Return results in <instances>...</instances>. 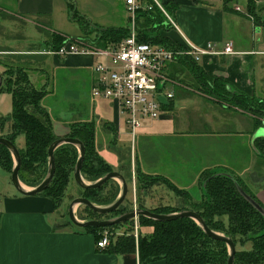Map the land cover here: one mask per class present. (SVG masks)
Here are the masks:
<instances>
[{"label": "crops", "instance_id": "crops-1", "mask_svg": "<svg viewBox=\"0 0 264 264\" xmlns=\"http://www.w3.org/2000/svg\"><path fill=\"white\" fill-rule=\"evenodd\" d=\"M201 1L204 4H195L192 0H163V2L176 5V7L173 14L169 12L173 25L170 24V29L163 31L162 34L178 43L188 41L200 46L213 42L217 47H220L225 42L230 41L233 45L232 54L204 55L198 64L209 77L222 79L234 90L264 100V26L255 25L252 18L245 13L247 0L240 1L242 6L232 4L231 2L235 1L233 0L227 4L232 9L226 10L223 9L222 0ZM256 4L260 5V15L263 18L264 0H256ZM0 9L6 13H0L3 24L8 16L19 19L23 28H27L29 24L36 26V21H34L36 17L50 18L56 10L64 11L65 15L68 16L65 0H0ZM25 31L22 34L24 42L16 40L14 42L13 40L12 42L7 41L6 44L1 42L0 65L3 66V69L6 66V60L2 62V59L5 56L9 58L11 55H13L17 65L26 70L27 73L30 71L40 73L43 70L42 65L51 64L50 67L62 68L63 78L68 79L73 73L75 74L73 80L81 81L79 90H67L74 92L73 101H81L80 94L83 93L86 86L90 93L94 80L92 66L96 60L93 55L73 53L61 57L53 53L50 48L48 42L51 38L37 37ZM59 31L55 29L52 30V33L62 34ZM37 40L44 42L43 48H41L42 43L38 47L34 46L37 44ZM31 43H34L33 46ZM87 44L90 45V43ZM185 64L184 61L174 60L166 68L168 75L175 80L173 87L171 86L173 93L175 86H185L176 79L177 74H182L184 71L189 72ZM9 65L11 66L10 63H7V66ZM196 91L202 97L212 100L203 92ZM45 96L42 98L41 104L48 112L43 104ZM175 97L176 93L168 104L163 106L164 110L157 118L142 121L138 135H136L138 136L135 141L137 146L134 152L130 153V175H133L135 167L145 173L162 174L169 179L172 174L175 175L174 177H178L183 173L190 179L184 189L194 200H198L200 194L195 191L197 196H194L193 190L197 185L200 188V173L204 169H210L208 162H205L203 158L210 157L215 153L212 142L204 141L203 138L213 135L208 133L195 134L199 137L189 140L188 138H195V136H191L190 130L186 128L189 124L188 119L199 118L185 115L184 109L194 105L187 102L177 105ZM96 98L99 102L97 106L93 107L96 110L95 115L101 119H107L104 120V123L111 124L115 132L113 139H111L112 134L104 127L103 131L111 134L105 139L106 146L114 148L118 154L121 153L120 151L124 153L122 148L125 140H122V137L126 133L124 127L127 125L125 121L120 119L118 106L110 99ZM222 103L218 102L219 106L225 109V111L219 110L225 112L221 115L216 111L218 106L214 108L209 106L207 110L204 109L203 105L196 107L203 109L205 116L214 119V123L235 124L237 129L234 130V133L238 134L242 132L243 128H249L248 141L254 150L251 144L252 139L263 136L264 128L259 127L254 130L253 125L249 126L248 123H244V119H249V121L254 119L253 114L246 113L236 106ZM57 118L59 121L52 122L54 132L57 138L64 137L68 130V124L73 121L67 122L63 118ZM2 128L0 136L9 131V125ZM232 135H234L231 136L232 138L237 136ZM21 136L18 135L15 140H21ZM94 138L97 146L96 137L94 136ZM231 141L233 139L228 140V142ZM221 153L223 155L230 154L227 147L221 150ZM125 155L127 156V153H124L123 156ZM188 157H192L191 160H195V158L198 160H195L194 164L188 165L186 161V159H190ZM119 163V157L116 155L111 166L113 170L120 172L125 178L126 193L130 188L131 202H133V196H135V201L138 195L139 200L147 209L159 205L152 201L156 185L147 190H135L134 179L130 178L128 181V177L124 174L127 169L117 170ZM176 166L180 168L175 169ZM21 184L27 189L31 188L22 182ZM57 211L58 209H53L50 199L36 194H21L6 183L3 185L0 181V264H139L136 252H106L104 247L96 245L99 239L96 241L94 233L85 232L73 224L63 226L66 220L58 217L55 214ZM147 229L149 232L150 227ZM147 264H164V261L159 259Z\"/></svg>", "mask_w": 264, "mask_h": 264}, {"label": "trees", "instance_id": "trees-1", "mask_svg": "<svg viewBox=\"0 0 264 264\" xmlns=\"http://www.w3.org/2000/svg\"><path fill=\"white\" fill-rule=\"evenodd\" d=\"M195 4H204L201 0H192ZM233 0H222L223 9H232L227 6ZM68 10V18L77 21L81 25L88 24L90 19L79 13L73 0H65ZM164 7L171 13L176 5L163 2ZM256 0H247L245 13L249 15L257 26H264V17L259 14ZM137 38L143 42L159 44L168 48H179L178 43L162 34L170 29L160 10L152 6L150 9L141 8L135 15ZM129 33V27L125 25L95 26L92 38H80L52 33L48 42L52 50H56L65 41H84L96 47H107L116 44ZM176 60L185 62L189 73L196 83V89L210 96L215 102L236 106L246 113L253 114V129L264 128V100L254 96H248L234 90L226 81L209 77L198 62L187 56H180ZM2 84L0 89H6L11 95V113L7 119L10 121L9 131L1 135L15 144L18 135L24 137V146L18 149L20 165L17 175L19 180L27 186L34 187L44 178L47 165V149L50 143L57 138L54 132L52 119L49 113L42 107V98L46 95L43 87H37L31 83L26 70L23 68H10L5 66L2 70ZM257 118V119H256ZM6 118L0 117V128ZM114 137L115 132L109 123H104ZM64 134L68 137L79 139L84 147V157L81 165L82 177L93 182L112 171V166L106 162L97 152L93 121H74L67 126ZM113 139V138H112ZM252 147L259 160L264 164V135L252 139ZM124 154V153H122ZM118 154L120 163L117 170L126 168L129 171L128 181L134 179L135 190H147L152 186L163 184L172 189L182 198L179 204H159L148 209L154 213L167 214L183 209H191L197 212L205 224L212 230L229 237L234 245V264H264V214L256 209L240 193L241 190L250 196L264 210V204L256 197L255 193L245 185L242 178L235 177L230 172L212 171L204 169L200 173V199L194 200L188 191L178 187L172 180L162 174H151L134 168L130 175L129 159L126 164L124 156ZM78 149L70 143H63L53 151L54 173L48 185L36 195L50 199L54 210L61 205L72 172L78 158ZM0 167L11 173L13 158L10 151L0 144ZM126 175V174H125ZM120 191L115 179H108L95 188H80L77 196L85 197L97 205H107L113 202ZM136 206L146 208L135 198ZM131 202V201H130ZM87 216L82 219H98L100 215L82 205ZM133 205L123 201L118 207L107 214L113 217L130 209ZM226 217V221L223 220ZM81 219V220H82ZM127 224L128 229L109 237L104 251L109 253L136 252L139 264L162 259L164 264H226L228 249L226 244L207 236L201 227L191 218L180 217L169 221H157L145 216H138L140 227H150L148 233L139 231L135 240L131 220L107 227L85 226L78 227L85 232L94 233L96 241L101 237V231L106 228H116L120 224ZM72 224L69 220L63 223ZM62 225V224H61ZM236 243L240 248L236 247ZM248 243L249 248L244 244Z\"/></svg>", "mask_w": 264, "mask_h": 264}, {"label": "rangeland", "instance_id": "rangeland-1", "mask_svg": "<svg viewBox=\"0 0 264 264\" xmlns=\"http://www.w3.org/2000/svg\"><path fill=\"white\" fill-rule=\"evenodd\" d=\"M240 1L241 0H235L231 3L242 6V2ZM73 2H75V7L77 11L90 19V22L88 24L81 25L77 21H72L68 18L67 15H65L64 11L58 10H56L53 16L50 18L40 16L36 17L34 21H36L37 25L33 26L29 24L27 28H23V26L21 27L19 19L9 18L8 16L6 17V22L3 24L0 16V46L1 42H3V44H6L7 41L12 42V40L13 42L14 40L24 42L22 34L25 30L28 33L34 34L37 37L51 38L52 30L58 29L60 30L59 32H62V34H65L67 36L88 39L94 36L93 34L95 33V26L100 25L111 26L127 24L130 31V23L128 22L130 21V13L126 9L125 0H73ZM257 7L260 9V5L257 4ZM260 12L261 11L259 10V14ZM0 13L6 14L1 9ZM133 28L136 30L135 21ZM36 42L37 44L31 43V45L33 46L34 44V46L38 47V45L42 43L41 48H43L44 42L39 40H37ZM5 60L6 65L7 63L11 64V66L9 65L10 68H20V66L17 65L16 60L13 58V55H11L9 58L5 56L2 59V62H5ZM50 66L51 64L42 65L43 70L40 73L36 71H30V73L28 74L29 80L33 85L37 87H43L48 93L44 98L43 104L45 108L48 109L52 122H55L56 120L59 121L57 117L63 118L67 120V122L85 120L93 121L94 134L97 142V152L106 162L111 165L112 161L116 159V155L118 156V153L115 151L114 148H109L106 146L107 142H105V139L108 136H111V132L108 133L107 131H103L104 120L107 119H101L98 115H95L96 110L93 107L97 106V103L99 102L98 98L93 97L91 91L89 93L86 86L83 93L80 94L81 101H73V99L75 98L74 92L67 90H79L81 81L73 80L75 76V74L73 73L70 74L72 77L70 76L68 77V79L63 78L61 73V67ZM2 69L3 66L0 65V77L2 76ZM177 76L178 77L175 78L179 81L181 85L185 86L180 87V85H178L177 87L175 86L176 88L174 87V94L176 93V104L181 105L184 104V102H187L190 105L193 104L194 106H189L184 109L185 115L187 114L188 116H195L199 118L188 119L189 124L186 128L187 130H190L189 134H191V136H195V134L199 135L205 133L213 135L208 137L204 136L206 138L203 139H205L204 141L212 142V148L215 150V153H213V155H211L210 157L203 158V160L205 162H208V166L211 170L228 173L230 172L235 177L242 178L245 182V185H247L252 190V192L255 193L256 197L264 204V164L260 162L259 157L256 155L255 151L252 150L251 145L249 144V128H243L242 132H239L237 134L234 133V130L237 129V127L234 126L235 124L223 125L221 123H214V119L207 118L205 116V111L201 108L198 109L196 106L203 105L204 109L206 108V110L209 106L211 108L218 106L219 108H216V111L217 113H219V115H221V113H225L219 110L221 109L225 111V109H222L217 102H214L207 97H202L196 91L197 85L196 83H194L189 72L184 71L182 72V74H177ZM10 113L11 95L6 89L2 88L0 89V117L6 118V121L2 126L3 128H6L10 124V121L7 119ZM120 115L121 121L124 122L125 116L122 114ZM244 123H248V125L250 126L253 124V121L251 119L250 121L249 119H244ZM138 130L136 135H138ZM124 131L126 133L123 135L122 140H125V143L122 149H124V153H127V156H124V161H122V163L126 164L128 159L130 162V153H133L137 146L135 141L138 136H136L134 140L131 141V135L129 134L127 126L124 127ZM232 134H235L237 136L232 138L234 136ZM198 137L199 136H195V138L188 139L192 140L197 139ZM112 138L113 136H111V139ZM229 139H233V141L228 142ZM15 146L20 148L24 146L23 136H21V140H15ZM226 147L227 151L230 153H228L229 155H223L221 153V150L225 149ZM199 148L200 146L198 147V149ZM120 152L122 153V151ZM188 158H190L186 159L188 165H192L194 164L195 160H198V158H195V160H191L192 157ZM177 168L180 167L176 166L175 169ZM124 174H126L125 176L128 177V170L126 171V173L124 172ZM171 176L172 177H170V179L180 188H186L187 184L190 182V179H188L189 176L183 175V173H181L178 177H174L175 175L173 174ZM0 181L3 185L6 183L7 185L11 186L14 190H16V188L11 182L10 173L6 172L1 168ZM115 181L119 184V181L117 179ZM79 189L80 186H78L73 179H70L66 189L65 197L61 205L59 206L58 211L55 213L58 217L63 218L66 221L69 219L67 214L68 204L71 199L77 197ZM154 189L155 192L153 193L152 197V201L155 202L154 204H179L182 202V198L180 196H178L172 189L168 188L163 184L156 185ZM195 191H197V193L201 196V189L198 187V185L195 186L193 190V195L197 196V193H195ZM134 197L135 196H133L132 198L133 202H130L131 192L130 188H128V192L126 193L123 202L128 205H134ZM74 215L77 219L80 220L83 217L87 216L82 205H77L74 208ZM95 217L98 219H105L104 217H107V214H100L96 215ZM223 220L226 221L225 216H223ZM131 223L133 224V219L131 220ZM147 228L148 227H140L138 223L137 235L139 231L148 233L149 229ZM127 229L128 225L124 223L118 225L116 228H106L101 231V234L105 233L107 235V239L109 240L110 236L124 232ZM133 231L134 229L132 230V232ZM236 247L240 248V245L236 243ZM244 247L249 248V244H244Z\"/></svg>", "mask_w": 264, "mask_h": 264}, {"label": "built area", "instance_id": "built-area-1", "mask_svg": "<svg viewBox=\"0 0 264 264\" xmlns=\"http://www.w3.org/2000/svg\"><path fill=\"white\" fill-rule=\"evenodd\" d=\"M125 6L130 13V31L116 44L96 47L84 41H65L53 53L60 56L90 54L96 57L92 66L94 80L91 94L116 103L119 113L125 116L133 141L142 121L157 118L163 112V106L174 96L171 86L175 80L166 71L170 62L180 56H187L198 62L204 55L232 54L233 45L230 41L220 47L213 42L200 46L185 41L181 47L173 49L140 41L133 28L138 9L155 6L171 25L172 17L164 7L163 0H125ZM236 9L239 10L237 7ZM133 229L136 240L137 217L133 218ZM107 243V235L104 233L96 245L104 247Z\"/></svg>", "mask_w": 264, "mask_h": 264}, {"label": "water", "instance_id": "water-1", "mask_svg": "<svg viewBox=\"0 0 264 264\" xmlns=\"http://www.w3.org/2000/svg\"><path fill=\"white\" fill-rule=\"evenodd\" d=\"M1 83H2V79L0 77V85ZM63 143L73 144L78 149L79 155H78V158L73 168L72 177H73L74 182L78 186H80V188H95V187L100 186L102 183H104L108 179H117L120 183V191L116 199L107 205L94 204L89 199L85 197H81V196H77L71 199V201L68 204L67 214L69 218L68 220L73 225L78 226V227H85V226L107 227V226H112L115 224L123 223L128 220H132L133 218L138 217V216H145L153 220H157V221H169V220H173V219L180 218V217H188V218L193 219L201 227V229L207 236L213 239L221 240L226 244L227 249H228V257H227L226 264H234L233 254L235 251V245L233 241L229 237L210 229L205 224L201 216L197 212L191 209H183L177 212L160 214V213H154L147 208H140V207L132 206L130 209H128L127 211L123 213H120L116 216L105 218V219H85V220L77 219L76 216L74 215V207L76 205H84L88 207L89 209H91L92 211L102 214V215L109 214L110 212L115 210L125 198L126 191H127V185H126V181L123 175L120 172L115 171V170L105 173L103 176H101L100 178H98L97 180L93 182L85 181L81 175V165H82V161L84 157V147H83L82 142L79 139L74 138V137H68V136L58 137L50 143L47 149L48 165H47L46 174L39 184L27 189L21 184L18 178V175H17L18 167L20 165V158H19L17 147L12 141L6 139L5 137L0 136V144L4 145L9 150L13 157V167L10 173V178H11L12 184L14 185V187L19 193L25 194V195H35L41 190H43L48 185L54 173L53 151L57 146ZM237 187L240 193H242V195L256 209H258L261 213L264 214V210L262 209V207L258 205V203H256L250 196L244 193L238 185Z\"/></svg>", "mask_w": 264, "mask_h": 264}, {"label": "flooded vegetation", "instance_id": "flooded-vegetation-1", "mask_svg": "<svg viewBox=\"0 0 264 264\" xmlns=\"http://www.w3.org/2000/svg\"><path fill=\"white\" fill-rule=\"evenodd\" d=\"M104 218H109V217H104Z\"/></svg>", "mask_w": 264, "mask_h": 264}, {"label": "bare ground", "instance_id": "bare-ground-1", "mask_svg": "<svg viewBox=\"0 0 264 264\" xmlns=\"http://www.w3.org/2000/svg\"><path fill=\"white\" fill-rule=\"evenodd\" d=\"M133 225V224H132Z\"/></svg>", "mask_w": 264, "mask_h": 264}]
</instances>
